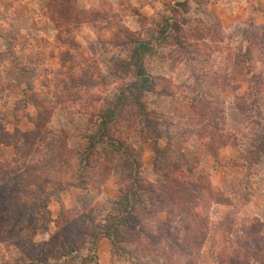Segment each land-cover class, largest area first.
<instances>
[{"label":"rangeland","instance_id":"374dc122","mask_svg":"<svg viewBox=\"0 0 264 264\" xmlns=\"http://www.w3.org/2000/svg\"><path fill=\"white\" fill-rule=\"evenodd\" d=\"M224 2L0 0V200L53 190L0 264H264V0Z\"/></svg>","mask_w":264,"mask_h":264},{"label":"trees","instance_id":"16d2710c","mask_svg":"<svg viewBox=\"0 0 264 264\" xmlns=\"http://www.w3.org/2000/svg\"><path fill=\"white\" fill-rule=\"evenodd\" d=\"M141 45H143V44H140V46ZM137 51H139V50L137 49ZM139 54L140 53H138V55ZM135 74H136V77H137L138 80H141V79L143 80L144 78H146L144 69H143V67H142L141 64H137L136 65ZM144 80H146V79H144ZM147 86H148L147 88H151L152 87V85H147ZM137 88L138 89H141L142 90L141 92H143L146 89V87L143 84L136 85V89ZM27 90H29V89H27ZM113 117H115V115H113ZM2 129H3V127L0 124V130L2 132H4L5 130H2ZM29 134L30 133H27V132L26 133H23L20 130H16L15 133L12 134V135L9 134V133H5V135L7 137L15 136L16 138H19L18 139V143H20L22 141V138H24V140L22 141L23 144H25V142L29 140V137H28ZM2 136H3L2 133H0V144H3V143L11 144L12 143L13 145H16V143H14L13 141L10 143L6 139L2 138ZM18 143H17V145H18ZM32 177H33V179H35V175L32 176ZM33 179H31V181H33ZM175 181H177V180H175ZM32 184L36 187V189H38L37 191H40L41 192L40 195H37V193L34 195V197L32 199L33 200L32 202L29 200L30 197H28L27 195H24L22 193L19 194V195L15 194L13 196L10 195L9 196L10 198H8V199H10V203L9 204L5 200H0V211L2 212V210H3L2 208L7 207V205H9V208H12L13 210H15V214H17L18 212H21L22 210L29 209L30 206L33 208L32 210H35L36 208L37 209H41V208L47 207L48 204L50 203V197H51L50 194H51V192L53 190L48 189V186L47 187H45V186L43 187L41 183L34 182ZM29 186H30L29 184H26L25 185L26 188H29ZM181 195H182V193L180 192V196ZM7 196L8 195H6L5 197H7ZM132 196H133V194H132ZM132 198L133 197H131L130 199H132ZM189 198H191V197H189ZM127 200H128V197H127ZM133 206H134L133 205V202L130 201V200L125 203L124 209H125V211H126L127 214H130L131 210L133 209ZM171 218H172V216H171ZM174 230H175V228L173 227V223H171L170 220L168 219L166 222H164L162 224V226L160 228V231H159V235H160L159 237L160 238H158V239L161 240V238H162V239L166 240L167 242H166L165 245L167 247H169L170 249H172L171 248L172 247V243H171L170 240H172V237L173 236H171V235H172V231H174ZM252 234L255 235L256 233L252 231ZM106 236L109 239L110 238H112V239L114 238V237H112V235L109 232L106 233ZM262 239H263V237H261L260 239H258V241L259 240L261 241ZM153 243H154L153 245L156 246V247H159L161 245V243L159 241H157V240L154 241ZM254 245H255V247L257 246V250H259V252L262 249L264 250V248L259 245V242H255ZM175 246L177 247V250H178V248H180L181 249L180 251L181 252L184 251V253H186L188 250H191V248H192V246L190 244H186V243L176 244ZM174 251H176V250L174 249ZM180 251L178 250V252H180ZM259 252L256 251V250H254V249H252V253L254 254V256L255 255L257 256V254ZM229 263L230 264H234L232 261H229ZM237 264H246V263L244 261H240Z\"/></svg>","mask_w":264,"mask_h":264},{"label":"crops","instance_id":"0c3cea01","mask_svg":"<svg viewBox=\"0 0 264 264\" xmlns=\"http://www.w3.org/2000/svg\"><path fill=\"white\" fill-rule=\"evenodd\" d=\"M211 1H215L216 5L218 6H227V3L224 2L225 0H211ZM226 1H243V0H226ZM236 4V5H235ZM240 4H237V2H234V11H236L239 7ZM241 7V6H240ZM255 10V8H253V11ZM230 11V10H229ZM255 11H258V9H256ZM255 13V12H254Z\"/></svg>","mask_w":264,"mask_h":264}]
</instances>
